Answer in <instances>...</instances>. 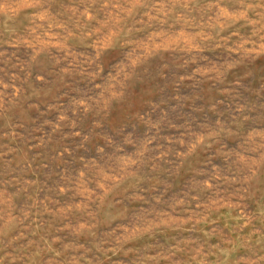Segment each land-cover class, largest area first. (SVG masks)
I'll use <instances>...</instances> for the list:
<instances>
[{
  "label": "rangeland",
  "instance_id": "rangeland-1",
  "mask_svg": "<svg viewBox=\"0 0 264 264\" xmlns=\"http://www.w3.org/2000/svg\"><path fill=\"white\" fill-rule=\"evenodd\" d=\"M0 264H264V0H0Z\"/></svg>",
  "mask_w": 264,
  "mask_h": 264
}]
</instances>
